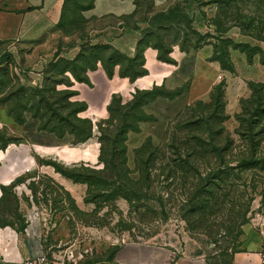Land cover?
Listing matches in <instances>:
<instances>
[{"label": "rangeland", "instance_id": "obj_1", "mask_svg": "<svg viewBox=\"0 0 264 264\" xmlns=\"http://www.w3.org/2000/svg\"><path fill=\"white\" fill-rule=\"evenodd\" d=\"M224 1L177 0L173 6L180 9L176 22L182 20L180 15L189 3L193 17L190 27L183 23L176 24L173 29L157 30L153 24L160 12L152 0H138V13L128 21L142 33L144 45L161 44L159 49L163 54L174 46L181 48L183 35L176 27L186 30V46L199 45L195 51H190L194 52V59L200 58L203 66L198 78L201 80L204 76V96L193 102L184 98L186 90L172 101H150L146 97L143 107L125 117L135 93L125 99L120 93L110 100L101 99V88H98L89 96L94 102L92 110H84L87 105L80 99L83 97H76L79 80L86 82L90 73L104 68L109 70L110 66H118L120 71H143L141 67L131 70L127 61L108 50L86 48L74 64L57 63L49 69L42 85L36 81L37 85L31 83L23 66L3 65L0 69V234L19 230L25 225L28 212L38 211L44 214L48 227L56 232L51 249H67L82 255L80 264H179L186 235L204 246L207 264H229L232 256L244 248V236L248 233L258 234L264 242V169L228 171L229 178L216 192L218 207L208 219L209 229V224H204V234H190L180 218L186 192L178 184L169 190L157 185L151 191V196L164 195L168 218L163 221L159 206L152 200L135 203L132 207L122 198L90 203L93 191L60 173L61 170L82 171L84 167L92 174L89 170L101 169L98 157L104 138H111L123 120L128 126L138 128L136 132H127L125 142L127 165L133 170L134 152L148 138L153 146L163 147L173 134L185 136L184 132L174 129L180 120L194 121L196 116L207 120L215 114L212 95L219 86L224 92L222 118H213L210 124L217 128L222 121L224 134L233 141L232 150L225 155L226 161L235 165L241 159L242 148L249 141L242 142L237 133L240 129L238 117L248 119L242 109L252 96L250 85L262 84L264 95V41L256 40L258 36L264 40L261 25L264 23V0L231 1L227 10L222 6ZM250 20H254L252 26H249ZM78 25L75 22L65 32ZM216 29L226 32L218 33ZM220 34L224 42L217 40ZM8 46V43H0V56L8 52ZM216 46H222V53L227 55L223 57L224 66L230 70L211 61ZM169 56L165 54L166 58ZM173 64L176 62L171 60L169 65ZM212 64L219 69L212 71ZM188 71L187 64L182 73L187 75ZM98 75H94L93 81L99 86L104 80ZM211 78L213 82L208 84ZM114 85L116 89L119 84L115 82ZM40 91L46 93V102H42ZM108 107L113 108L112 111H108ZM52 110H56L57 115ZM59 116H67L80 133L74 134ZM143 116L151 118L150 121L137 123ZM84 121L91 124L90 138L79 142L88 130ZM261 124L264 126V119ZM245 128L246 124L243 132L248 134ZM257 138L260 139L257 158L262 160L264 134ZM205 162L208 164L204 165V170H208L219 160L214 156L204 158ZM235 219L241 224H233ZM189 252L194 257L192 248Z\"/></svg>", "mask_w": 264, "mask_h": 264}, {"label": "trees", "instance_id": "obj_2", "mask_svg": "<svg viewBox=\"0 0 264 264\" xmlns=\"http://www.w3.org/2000/svg\"><path fill=\"white\" fill-rule=\"evenodd\" d=\"M231 1L235 0H226L222 3V6L227 10L230 7ZM91 5L92 0H65L57 30L67 36L79 33L83 23L81 11L91 7ZM179 12L180 9L176 7H171L165 12H160L153 25L159 31L171 29L176 24L180 26L183 25V23L188 24L190 27L192 21L185 11L180 15L182 20L176 22ZM75 22L79 24L78 27L70 29V32H65V29L69 28V26ZM252 22H254V20L249 21V26L253 25ZM261 25L264 27V23H261ZM175 29L183 35L180 48L181 52L188 53L190 50L195 51L199 47L198 44L186 46V41H188L186 30L179 27ZM189 29H192V27ZM216 30L218 33L226 32V30ZM143 40L142 37L138 42V53L132 59L120 54L110 46L84 47L73 60L58 59L55 62H51L46 68L44 79L47 77L46 75L49 69L55 67L57 63L74 64L86 48L113 52V56L127 61L131 70L135 67H141L143 71L140 72L134 70L131 72L128 70L120 71L118 66H110L109 70L103 69L108 77H111L115 70L118 69V75L121 78H128L131 82L138 77L146 75V70L143 68L145 61L142 53L147 48H152L157 51L158 61L171 64L172 59L170 57L171 60L166 58L165 54L168 53L170 55L172 48L169 52L163 54L159 49V47H162L161 44L160 46H152L150 44L144 45ZM217 40L224 42L221 34L218 36ZM256 40L264 41L259 38V36ZM229 44L231 45L232 43L229 42ZM217 47L218 46L214 47L216 50L213 53L211 61L217 62L219 65L223 66V69L230 70V68L224 66L223 57H227V55L222 53V46ZM0 59V69L4 67V64L14 63V59L9 52L3 53ZM112 59L113 58L110 60ZM4 70L8 73L7 69H3L2 71ZM86 80V82L83 80H79L78 82L89 84L88 78H86ZM187 88V86H183L181 87L182 90L177 89L175 91H168L161 86L159 90L157 87H154L150 91H137L133 96V103H129L127 106L128 112L125 117H128L131 111L143 107L145 104L142 103L146 97H149L150 101H156L158 99L172 101L182 95ZM250 90L252 91V96L243 105L242 109L246 115H248V119L245 120L238 117L240 129L237 132L240 138H242V142L249 141V143H246V147L242 148L243 154L241 159L235 162V165L232 164V162H227L225 158V155L233 148V141L229 135L224 134V129L221 125L222 121L217 124V128H214L210 124V120L213 118H222L220 110L224 108V92L222 86H219L215 94L212 95V105L216 111L215 114L210 115L207 120L199 116H196L194 121L180 120L174 129L180 133L184 132L185 136L173 134L163 147L153 146L151 140L148 138L143 145L134 152L133 170L127 165V149L125 142L127 140V132L130 130L136 132L138 128L136 126H128L127 122L123 120L121 124L116 127L111 138H104V143L100 148V155L98 157V163L102 164L101 169L89 170L92 174L87 172L88 169L84 167H81L82 171L76 170L72 172L61 170L60 173L73 182L86 185L90 192L93 191L90 203L93 202L94 204H98L101 201L107 202L122 198L132 207L135 203L152 200L159 206L163 221H166L168 218V214L164 208V195L160 194L157 197L151 196V191L154 187H157V185H159L160 188L169 190L170 187L178 184L180 188L186 192V198L183 200V207L185 208L182 210L180 218L186 223L187 231L190 234H204V224H209V217L213 216L215 213L214 210L218 207L216 192L223 188L222 183L229 178L228 171L233 169H238L240 171H249L256 168L264 169V159L260 160L257 158V149L260 139L257 138L256 140V137H261V135L264 134V126L261 124V121L264 119L263 86L262 84H251ZM40 94L42 102H46V93L40 91ZM112 109L113 108L108 107V111H112ZM84 110H86V107ZM52 111L57 115L56 110ZM150 119L151 118L147 116H143L137 119V123L147 122L150 121ZM61 120H63L65 124H68V127H71V131L74 132V134L80 133V130L77 129V125L72 124L67 116H62ZM82 123L87 125L88 130L84 139L79 142H84L90 138V122L84 121ZM244 124H246L245 129L248 131V134H244L243 132ZM255 129L258 130L256 131ZM191 132H196V134L191 136ZM214 156H217L219 163L213 168L204 170V165L208 164L206 162L204 163V158H213ZM224 175L225 177H223ZM146 207L148 208V206H145V208ZM147 208L146 210L148 212H152V210H148ZM233 224L240 225L241 223H238V219H235ZM25 225H22L16 232H21ZM209 227L210 224L207 228L209 229Z\"/></svg>", "mask_w": 264, "mask_h": 264}, {"label": "crops", "instance_id": "obj_3", "mask_svg": "<svg viewBox=\"0 0 264 264\" xmlns=\"http://www.w3.org/2000/svg\"><path fill=\"white\" fill-rule=\"evenodd\" d=\"M137 1L92 0L91 7L81 11L83 23L80 32L67 36L57 30L65 0H0V43L9 44L8 52L14 63L27 70L29 80L35 85L36 82L43 84L46 68L51 62L58 59L73 60L84 47L110 46L132 59L138 53V42L142 38L140 30L128 23L138 13ZM152 1L159 12H165L177 0ZM184 10L192 19L189 3L185 4ZM142 55L146 75L131 82L128 78H121L117 69L111 77L101 69L90 73L89 84L76 83V97H83L80 99L85 101L86 109L92 110L94 102L89 96L98 88H101V99L107 97L109 100L119 93L125 99L137 91H150L161 86L168 91H175L185 84H188L185 99L193 102L204 96V76L200 77L201 80L198 78L203 66L199 57L194 59L193 51L185 53L180 51L178 45L172 47L169 57L176 62L174 66L158 61L157 51L152 48L145 49ZM187 64L189 71L186 75L185 72L182 73V68L185 69ZM210 69L217 71L219 68L212 64ZM98 73L97 77L104 80L99 86L93 81L94 75ZM212 80L211 78L208 84ZM115 82L120 87L117 85L115 89ZM55 234L45 223L43 213L30 210L21 232L11 229L0 234V264H19L23 260L37 257L54 246L51 240H54ZM186 236L178 263L207 264L204 246L196 239ZM244 242V248L232 256L229 264H264L262 238L256 233H248L244 236ZM191 248L195 251L194 257L189 255Z\"/></svg>", "mask_w": 264, "mask_h": 264}, {"label": "built area", "instance_id": "obj_4", "mask_svg": "<svg viewBox=\"0 0 264 264\" xmlns=\"http://www.w3.org/2000/svg\"><path fill=\"white\" fill-rule=\"evenodd\" d=\"M14 237L16 238L15 233ZM82 258V255H76L67 249L53 250L50 248L47 251L42 252L37 257L23 260L19 264H78ZM262 260L264 261V255H262Z\"/></svg>", "mask_w": 264, "mask_h": 264}]
</instances>
